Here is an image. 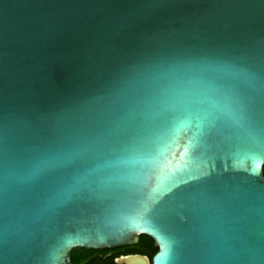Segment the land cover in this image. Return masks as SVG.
<instances>
[{
  "label": "water",
  "instance_id": "obj_1",
  "mask_svg": "<svg viewBox=\"0 0 264 264\" xmlns=\"http://www.w3.org/2000/svg\"><path fill=\"white\" fill-rule=\"evenodd\" d=\"M141 235L264 264V0H0V264Z\"/></svg>",
  "mask_w": 264,
  "mask_h": 264
},
{
  "label": "flooded vegetation",
  "instance_id": "obj_2",
  "mask_svg": "<svg viewBox=\"0 0 264 264\" xmlns=\"http://www.w3.org/2000/svg\"><path fill=\"white\" fill-rule=\"evenodd\" d=\"M157 251H154V246L144 243L140 238L136 244L113 248H75L72 251V262L74 264H154V255Z\"/></svg>",
  "mask_w": 264,
  "mask_h": 264
},
{
  "label": "trees",
  "instance_id": "obj_3",
  "mask_svg": "<svg viewBox=\"0 0 264 264\" xmlns=\"http://www.w3.org/2000/svg\"><path fill=\"white\" fill-rule=\"evenodd\" d=\"M142 239V241H144V243L154 246V251L158 250V247L154 245L155 241L151 236L148 235H141L140 237Z\"/></svg>",
  "mask_w": 264,
  "mask_h": 264
}]
</instances>
